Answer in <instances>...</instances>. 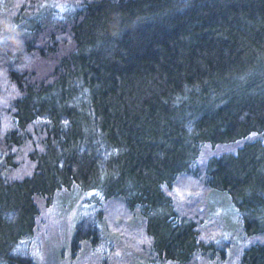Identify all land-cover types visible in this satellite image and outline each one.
Returning a JSON list of instances; mask_svg holds the SVG:
<instances>
[{
    "label": "trees",
    "instance_id": "obj_1",
    "mask_svg": "<svg viewBox=\"0 0 264 264\" xmlns=\"http://www.w3.org/2000/svg\"><path fill=\"white\" fill-rule=\"evenodd\" d=\"M64 190L75 259L264 264V0H0V264Z\"/></svg>",
    "mask_w": 264,
    "mask_h": 264
},
{
    "label": "rangeland",
    "instance_id": "obj_2",
    "mask_svg": "<svg viewBox=\"0 0 264 264\" xmlns=\"http://www.w3.org/2000/svg\"><path fill=\"white\" fill-rule=\"evenodd\" d=\"M218 151V149H215L214 152L217 153ZM89 194L90 192L82 194L81 200L87 198L86 196H89ZM68 195L67 191H62L56 196L51 205L40 211L35 233L28 239L22 240L16 247L18 253L33 257L38 264H93L91 256L75 259V254H72L71 238L75 232L73 228L76 221L75 217L79 215L81 218L86 219L91 215V212L87 210V207L77 209V204L68 211L67 206H65L71 200ZM64 197H66L65 200H63ZM209 201L220 206L218 207L221 212L220 224L217 222L216 230L214 229L213 232L216 236L221 231L220 234L223 237L215 239L216 243L222 244L224 241L228 242V240L235 241L237 234H241V226L237 219L238 212L230 203L224 202L221 204L220 199L216 196L209 198ZM115 216L117 214L111 212L108 216L109 221L113 220ZM229 223L234 224L236 228L228 226ZM218 228H220L219 231H217ZM239 237L238 239H240ZM235 249L234 247L229 262L233 261L232 257L236 252Z\"/></svg>",
    "mask_w": 264,
    "mask_h": 264
}]
</instances>
